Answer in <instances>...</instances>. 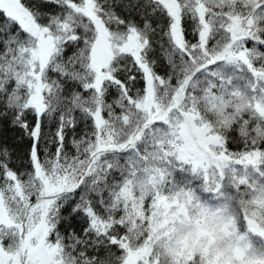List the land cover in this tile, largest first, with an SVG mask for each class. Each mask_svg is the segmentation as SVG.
<instances>
[{
  "label": "snow or ice",
  "instance_id": "6c2138e0",
  "mask_svg": "<svg viewBox=\"0 0 264 264\" xmlns=\"http://www.w3.org/2000/svg\"><path fill=\"white\" fill-rule=\"evenodd\" d=\"M0 264H264V0H0Z\"/></svg>",
  "mask_w": 264,
  "mask_h": 264
}]
</instances>
